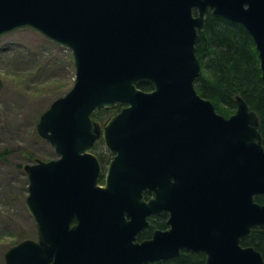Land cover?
<instances>
[{"label":"water","instance_id":"obj_1","mask_svg":"<svg viewBox=\"0 0 264 264\" xmlns=\"http://www.w3.org/2000/svg\"><path fill=\"white\" fill-rule=\"evenodd\" d=\"M208 12L246 29L264 80V0H0V37L33 29L71 50L75 66L73 87L37 124L58 159L24 166L37 240L9 248L5 264H149L180 249L204 252L205 264H264L259 251L241 245L254 228L264 230V203L254 201L264 196L258 116L241 96L234 114L220 116L195 89L202 73L195 42ZM143 82L152 90L139 89ZM117 104L124 107L102 127L92 120L94 111ZM100 138L115 154L104 187L92 153ZM203 145L219 172L205 175L198 203L185 192V212L175 219L171 173L177 189L186 187ZM157 183L159 194L144 203L143 189L156 192ZM158 212L181 227L133 243ZM119 224L127 244L111 263L108 241Z\"/></svg>","mask_w":264,"mask_h":264},{"label":"rangeland","instance_id":"obj_2","mask_svg":"<svg viewBox=\"0 0 264 264\" xmlns=\"http://www.w3.org/2000/svg\"><path fill=\"white\" fill-rule=\"evenodd\" d=\"M0 79V264H5L9 248L37 240L25 202L24 166L58 159L38 135L37 124L51 103L73 87L72 51L33 29H16L0 37Z\"/></svg>","mask_w":264,"mask_h":264},{"label":"trees","instance_id":"obj_3","mask_svg":"<svg viewBox=\"0 0 264 264\" xmlns=\"http://www.w3.org/2000/svg\"><path fill=\"white\" fill-rule=\"evenodd\" d=\"M195 53L202 66L201 75L195 80L197 93L210 100L217 112L228 117L235 112V97L241 96L259 118V131L264 147V80L258 52L252 37L239 23L207 13L205 28L198 32ZM143 91H151L148 82L138 84ZM100 109L91 118L103 123L122 109ZM254 201L264 203V196H255ZM243 247H253L264 260V230L254 228L249 238L241 241ZM153 264H205L203 253L182 251L177 257Z\"/></svg>","mask_w":264,"mask_h":264},{"label":"flooded vegetation","instance_id":"obj_4","mask_svg":"<svg viewBox=\"0 0 264 264\" xmlns=\"http://www.w3.org/2000/svg\"><path fill=\"white\" fill-rule=\"evenodd\" d=\"M214 109L218 115L225 117L224 115L217 112L215 107ZM103 145H104L103 141L99 139L96 142L93 149V153L98 159L100 165V174L98 177V186L100 187H104L105 185L107 167L109 163L113 160L115 155L114 153L108 151ZM212 155H213V150L209 147H205L204 145L201 147V149L195 152V154L192 156L193 161L191 162L192 164L191 174L193 175L192 180L194 181L190 180V183H188L186 187L182 186L179 189H177L175 177L171 173V177H170L171 187H169V195L171 201L173 202V208H174L173 214H175V219L181 220L180 217L183 216L185 212V206H186L185 192L188 191V193L191 195V200L193 198V193H194L195 201L196 203H198L199 201L197 199L203 194V189H204L203 183L205 180V175L210 174L217 167L219 172V166H218L219 163L217 162V164H215L213 162V160L210 158ZM155 188H156V192L149 188L143 189L141 194V199L144 203H148L149 201L154 200L156 198V193L159 194L160 192L159 183L156 184ZM112 201L113 203L117 201L115 196L112 197ZM170 215L171 214L168 212H158L148 215L146 217L147 224L138 233H136L133 243H142L144 241H149L153 238L154 233L157 231L159 232L168 231L171 230L173 226L176 229L181 227V224L178 221L174 222L173 223L174 225L168 224ZM124 220L129 221V217L125 215ZM74 223H76L75 218H73L71 221V224ZM126 230L127 228L123 224H119L112 227V233L108 241V248H109L108 255L111 263L117 261L118 256L122 258V254L127 244V242L125 241ZM182 251L192 252L189 250L180 249V252ZM192 253H203L205 255L204 252H192ZM153 263H149V264H153Z\"/></svg>","mask_w":264,"mask_h":264}]
</instances>
